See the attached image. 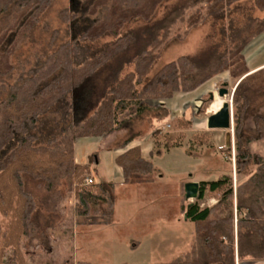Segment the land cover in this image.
<instances>
[{"label":"trees","instance_id":"1","mask_svg":"<svg viewBox=\"0 0 264 264\" xmlns=\"http://www.w3.org/2000/svg\"><path fill=\"white\" fill-rule=\"evenodd\" d=\"M52 1L0 0V15L14 10L13 23L0 35V76L13 68L15 43L38 22ZM166 1L91 0L85 9L88 23L80 33L9 86L0 101V239L7 235L3 220L15 211L27 246H34L36 239L41 241L35 219L36 191L40 189L51 199V205L44 209L48 218L44 228L53 226L60 203L71 195L78 224H110L116 184L83 181L89 166L75 161V141L83 136L104 138L124 129L125 135L116 146L126 148L153 130L155 149L160 143V129H156L159 124L171 121L169 125L176 130L192 124V117L185 115L171 120L165 100L175 92L196 90L220 72L228 71L238 79L232 94L234 170L245 178L235 188L225 175L199 182L195 200L187 208L189 202L183 197L181 204V212L186 213L193 227L188 247L169 260L150 264L264 260V158L251 148L252 142L264 139V114L253 116V133H244L253 97L264 95V66L249 72L243 54L249 42L264 31V17L249 16L236 27L230 18L227 25L217 29V22L229 18L234 4L241 0H175L157 16ZM254 5L262 10L264 0H254ZM61 16L66 21L76 18L66 10ZM209 18L211 32L207 37L212 38L218 30L225 46L209 42L197 52L166 62L145 80L175 23L186 22L188 33ZM137 21L140 27L125 29ZM103 37L112 39L95 47L94 43ZM53 111L62 112L60 120L47 124V115ZM162 136L167 148L182 145L181 132H164ZM115 161L122 169L124 185L154 180L155 167L141 156L138 146L126 148ZM206 193L215 196L216 202L200 206L199 200ZM12 243L10 235L1 241L0 248L8 251ZM27 260L19 252V260L10 257L8 263L52 264ZM60 264L73 263L65 260ZM74 264L88 262L78 260Z\"/></svg>","mask_w":264,"mask_h":264},{"label":"rangeland","instance_id":"2","mask_svg":"<svg viewBox=\"0 0 264 264\" xmlns=\"http://www.w3.org/2000/svg\"><path fill=\"white\" fill-rule=\"evenodd\" d=\"M90 1L53 0L41 13L38 22L21 41L15 43L16 47L11 55L13 68L7 75L0 76V101L6 96L11 84L27 76L60 44L80 33L88 23L85 9ZM174 1H166L158 10L157 16H161L165 6ZM233 7L229 18L217 22V29L222 24L227 25L230 18L233 20L232 25L236 27L249 16L264 17V9H258L254 5V0H241ZM64 10L74 14L76 18L66 21L61 16ZM13 20V9L0 15V35L7 26L13 23ZM211 22L212 19L209 18L202 24L191 28L188 33H186L188 27L186 22L175 23L171 28L170 38L161 46L160 57L153 63L145 80L166 62L182 54L197 52L207 46L209 42H218L220 47L225 46L226 41L222 42V36L218 30L212 38L207 37L211 32ZM140 25L141 22L137 21L127 25L125 29H136ZM255 38L249 44L253 43ZM111 39L112 37H103L96 41L94 46L97 47ZM210 80L209 85L207 84L208 90L200 93L197 100L194 99L195 93L175 92L176 96L185 95L187 100L184 99V103L189 102L186 103L189 105L182 115L192 117V124L177 130L169 125L164 128L165 124H159L156 127V129H160L158 134L160 143L154 149L156 152L153 162L154 180L144 184L116 185L113 225L78 224L74 215L75 198L71 195L60 203L59 215L54 213L53 226L44 228L45 221L48 219L45 218L44 209L46 205H51V199L44 190L40 189L36 191L38 214L35 219L40 226L39 238L41 241L36 239L37 243H33L34 246H27L19 223V215L12 211L8 218L4 219L6 222L3 229L6 230L7 235L4 239H0V244L2 240H8L10 235H13V243L8 251L0 248V260L2 261L7 253L6 264H9L10 257H14L18 261L19 252L26 260L28 259L27 261L52 264H60L65 260H69L73 264L78 260L87 261L88 264H148L173 258L182 246V242H186L183 240L189 237L192 230V223L181 212L184 197V191L181 190H183L184 184L193 181V178H197L201 182L205 179L215 180L226 175L227 181L235 188L237 183L245 178L244 175H237L234 170V136L229 138V130L208 129L204 123L205 116L209 113L208 107L216 97L223 101H230L234 114L235 107L231 92L238 79L232 78L228 71H223ZM224 82H226L225 87L229 93L220 96L218 90ZM210 93L213 94L212 99ZM171 99L165 101L171 102ZM203 99H205V103L202 102ZM67 101H69L68 98ZM61 113L53 111L47 115L49 120L47 124L60 120ZM257 113L264 114V95L253 97L246 112L245 120L247 118L248 123L244 127V133H253V116ZM180 117H173L171 120ZM167 122L172 124L171 121ZM233 128L234 122L232 123V132ZM152 131L146 132L144 136L149 133L153 135ZM169 131L181 132L183 137L179 138L181 146H173L174 148L167 152L163 150L167 147L164 146L165 138L162 135ZM194 135L199 136L194 138ZM251 148L253 152L264 157V139L252 142ZM78 150L79 155L83 156L90 165V171L85 178L91 173L95 180L94 183H96L108 182L116 177L112 149L107 150L96 141H89L86 144L79 141ZM95 152H98L99 161L97 164L92 156ZM85 178L83 181L86 183ZM187 201L189 202V200ZM215 202L216 197L208 193L199 200L200 206H210ZM180 236H184L185 239H178ZM132 239L144 241V246L133 252L129 245Z\"/></svg>","mask_w":264,"mask_h":264},{"label":"crops","instance_id":"3","mask_svg":"<svg viewBox=\"0 0 264 264\" xmlns=\"http://www.w3.org/2000/svg\"><path fill=\"white\" fill-rule=\"evenodd\" d=\"M244 58H245L246 66H247V69L249 70V72L254 71V70L264 66V31L255 38L253 43H250L244 49ZM210 81L211 80L205 82L204 84H202L200 87H198L194 91L183 92V93H192V94L195 93L196 95L194 96V99L197 100V99H199L198 97H199L200 93H202L205 90H208L207 88H209L208 85H209ZM176 93H178V92H176ZM176 93H174V95H173V97L171 99L172 100L171 102L170 101L166 102L167 106L171 109V114H172L171 119L173 117H180L183 114V112L186 111V107L189 105V104H186V103H189V102H185L184 103V99H186L185 95L176 96L175 95ZM173 99H174V101H173ZM209 114H210V112L205 116V120H204L205 122L204 123H206L207 116ZM247 123H248V119L246 118L244 127L247 125ZM168 125H169V123L167 122V123H165V125H163V127L164 128L168 127ZM213 130H229V133H228L229 138L233 137L232 128L231 129H213ZM124 134H125V130L121 129V130L113 131L112 133H110L109 135H107L104 138L103 137H91V136H83V137L78 138L75 141V144H74V159H75V161L77 163H80V164H87L89 166V171H90L89 163H87V161L84 160L85 158H83V156L79 155L78 142L81 141L82 143H85V144L87 142H89V141L99 142L101 147H103V148H105L107 150H111V149L113 150V158H114V162H115V170H116V174L117 175H116V177L114 179H112L110 181L114 182L116 185H124L123 176H122V169L115 161L116 157L119 154H121L126 148L133 147V146H138L140 148L141 156L144 159H148V160H150L153 163L154 162V157L156 155V152H154V139H153L151 133L145 135L144 137H141V138H138V139H135V140L131 141L126 146V148H119L116 145L120 141V139L124 136ZM172 148H174V147L164 148L163 150L164 151L166 150L168 152V150H170ZM97 155H98V152H95L92 155L93 158H94V162L96 164L99 161ZM188 157H190V156H188ZM90 176L93 178L91 173H90ZM93 180H94V178H93ZM192 180L200 182V180L197 179V178H193ZM205 181H210V180L205 179ZM94 182H95V180H94ZM181 191H184V186H183V190H181ZM114 213H115V210H114ZM114 213H113L112 218L114 217ZM5 222L6 221L3 220V222H2L3 223V227L5 225ZM113 224H114V220L112 219L111 223L107 224L106 226H111ZM192 233H193V227H192V230L190 232L189 237L186 240H183V241H186V242H182L183 243L182 246L180 247L179 251L176 252L175 255H177L178 253H180L181 251L185 250L188 247V245H189V243L191 241V238H192ZM178 239H185V237L184 236H182V237L180 236ZM129 245L132 248V251L136 252L137 250H139L140 248H142L144 246V241L141 242V241H135V239H132V242ZM162 247H163V245L161 244V248ZM6 255H7V253H5V256ZM5 256L3 257L2 261L0 260V264H6V262H5V258L6 257ZM164 261H166V260H164ZM150 263H152V262H150ZM150 263H148V264H150ZM235 264H264V260H256V261L243 260V261H238L236 259L235 260Z\"/></svg>","mask_w":264,"mask_h":264},{"label":"water","instance_id":"4","mask_svg":"<svg viewBox=\"0 0 264 264\" xmlns=\"http://www.w3.org/2000/svg\"><path fill=\"white\" fill-rule=\"evenodd\" d=\"M225 85L226 82H224L223 86L220 87L218 90V94L220 96H225L229 93ZM233 90L231 92V96ZM210 98L211 99L213 98L212 93H210ZM232 123H233V113L231 110L230 101L228 100H224L216 111L210 113L207 116V120H206V125L208 129H231ZM199 186H200L199 182L197 181H189L186 184H184V198L186 200H189V203L187 204V208L193 202L191 200L196 198L199 191ZM184 216L186 217V213H184Z\"/></svg>","mask_w":264,"mask_h":264},{"label":"bare ground","instance_id":"5","mask_svg":"<svg viewBox=\"0 0 264 264\" xmlns=\"http://www.w3.org/2000/svg\"><path fill=\"white\" fill-rule=\"evenodd\" d=\"M213 102L211 103V105L208 107L209 109H208V112H214V111H216L218 108H219V106L221 105V103L223 102V100L222 99H220V98H218V97H216L215 99H213L212 100Z\"/></svg>","mask_w":264,"mask_h":264},{"label":"built area","instance_id":"6","mask_svg":"<svg viewBox=\"0 0 264 264\" xmlns=\"http://www.w3.org/2000/svg\"><path fill=\"white\" fill-rule=\"evenodd\" d=\"M85 181H86V183H94V180H93V178H92L90 175H88V176L85 178Z\"/></svg>","mask_w":264,"mask_h":264},{"label":"flooded vegetation","instance_id":"7","mask_svg":"<svg viewBox=\"0 0 264 264\" xmlns=\"http://www.w3.org/2000/svg\"><path fill=\"white\" fill-rule=\"evenodd\" d=\"M212 102V101H211Z\"/></svg>","mask_w":264,"mask_h":264}]
</instances>
